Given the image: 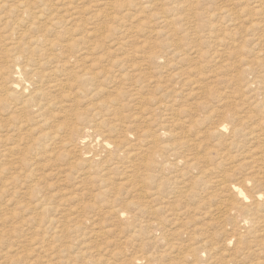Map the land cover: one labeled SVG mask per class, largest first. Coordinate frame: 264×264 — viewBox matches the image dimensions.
Returning a JSON list of instances; mask_svg holds the SVG:
<instances>
[{
    "label": "rangeland",
    "instance_id": "374dc122",
    "mask_svg": "<svg viewBox=\"0 0 264 264\" xmlns=\"http://www.w3.org/2000/svg\"><path fill=\"white\" fill-rule=\"evenodd\" d=\"M2 1L4 2L5 0ZM21 1L32 8L31 12L34 11L36 13L41 5H49V3L53 4L56 1V3H54L55 6L57 8H62L66 6L67 2L70 0H7L6 7L10 6L15 11L7 16L8 18L6 20L9 21L8 23H5V21L0 22V33L4 32V34L0 35V38L3 39H0V67L4 64L2 61V58L6 53L4 48L7 46L6 43L10 41L11 37H14L15 39L18 38L23 42L22 45L26 46V37L28 38L38 33L36 32V28L30 27V22L28 21V17H30L29 14H22L20 11L18 5ZM174 1L176 2H173V0H157L152 7H144L147 0L71 1L70 9L75 14L78 13L79 16L75 15L73 17L74 21H71V19L66 20V25L70 26L75 21H80V19L81 23L84 24L85 22L88 29L94 25H98V29L103 33L102 37L98 34V39L102 40L101 43L104 46L103 48L113 49L112 51L121 54L125 50L128 51L132 48L143 47V45L156 46L158 43H167V45L160 50L169 54V59L173 61L169 66V60L159 61L156 64H146L144 62H141L140 65L138 64L140 69L142 67L141 71H144L145 68V71H147V66L149 65L152 72L146 74V78L149 77L148 79L151 80L146 82L142 79L144 81L140 87L141 95L144 94L142 97L139 93L138 97L125 95L124 98L121 99L122 101L124 100V102L129 101V109L123 110V115L128 114L126 119L117 116L120 110L118 112L116 111L117 113L114 112L113 106L109 103L115 96L109 95L112 92L115 94L117 90L113 88L115 86H121L122 82H124L119 78L117 79V76L125 71L132 72L135 64L130 65V63H133L135 60L138 61L139 59L137 56L134 58L133 56L129 57V60L127 59L128 62L126 67L123 69L120 67L118 68V66L114 67L111 71L110 77L112 80L102 81L103 83L100 88V93H98L99 95H88L84 97L83 93H78L81 103L74 102L67 113L58 117L59 120L57 124H61L63 121H74V118L77 116L75 110L82 109L81 111L84 112L85 118L82 119V121L81 119H77V121H81L83 124L92 125L93 127H90L91 129H89L94 134V137L89 138L87 141V143L89 142V144H86L89 146L87 150H79L80 154L77 155V157L81 156L79 157L81 161L79 160L80 162L78 161V163L73 162L72 165L66 164L64 161H60L54 157L48 162L49 165H47V159L41 161V168L38 171L41 176H39L40 187L44 186L41 187V194H43L45 200L48 201V203L46 201L47 204L43 207L36 204L35 192L30 191L31 189H29V186L21 185V182L13 177L14 175H21L23 173V166L20 163V159H18V155L21 154L18 152L17 142L19 141L24 144L23 140L19 137H22V134H24L25 131L24 129L22 130L21 127H14V129L13 127H10L11 133L10 131L8 132L12 140L10 139L9 142L11 141L10 145L15 150L10 154L5 150V146H0V152L3 153L0 159V264H25V262L27 264H189L195 259L202 261L204 264H210L211 261L213 262L215 260V257L216 259L227 260L226 264L264 263V238H262L264 237V232L260 227L253 228L252 233L248 232V226L243 218H241L240 213L232 214L234 219H232V221H225L223 220L224 217H222V219L219 217V214L216 213L217 210L213 207L218 200L215 198L218 196L223 197V195L227 197L226 195L229 191L221 194L219 187L216 188V183L211 184L214 187L212 190H209L210 192L212 191V196L216 195V197L209 203L205 204V207H208L214 202L212 204L213 208H211L213 210L210 209V215H208V217H210L211 214L214 216H211L212 218L206 216L210 223L206 217L197 218L192 222H189L187 218H183V224L181 225L180 223V225L182 228L185 227V230L183 229L182 234L178 237L169 236L168 238H165V240L163 237L160 238V235L164 233L165 229L173 230L180 226L179 223H176L177 226L172 223L174 221L173 212L179 211L182 206L178 202H174L175 205L173 206L174 209H172V213H169L168 209L165 211L161 210L157 213L152 210L141 212L137 211L135 207L131 208L129 212H126L127 216L125 217L116 216L109 212L107 205L112 204L113 199L119 198L120 196L122 197L125 193L122 191L121 193H118L119 190L115 187L118 188L119 183L126 181V178H137L138 174L143 175L145 173H149L151 176L150 178H167L166 176L173 175L174 172L175 174H177V172L178 174H183L185 172V182H188L189 184H191L197 176L206 175V179L213 182H216L215 180L219 178H223L230 183H237L244 191H246V193H254L252 196L256 195L257 192L264 191V174H262V171L264 173V0H185V11L182 10L181 7L176 11L174 7L171 8L173 3H179V6L183 3V0ZM29 3H31L32 6ZM67 6H69V4ZM96 6H98V8ZM219 7L221 9H223L222 7H232L230 9V11H232L227 16L221 15L223 12H221ZM217 8L219 10H217ZM246 8L248 12L245 11ZM60 11L65 12V10ZM181 12L184 13L182 14ZM178 13L180 14L178 15ZM19 15H24L25 18L22 20ZM164 16H167L172 24H161L160 20ZM175 16H178V19L184 18L185 20H178L177 23ZM209 16L211 19H209ZM238 16L240 17L237 18ZM17 19H21V21L19 20L20 22H18L16 21ZM43 19L45 18L41 17L37 19L38 23L36 24L42 22L40 20ZM225 23L227 24L224 25ZM244 24L246 27L243 26ZM13 25L16 26L14 27ZM220 25L223 27H219ZM24 26L25 28H23ZM154 26H158L160 29L158 27L156 29ZM168 30L171 33L173 32L172 34L174 35H171L170 37L168 35ZM21 31H24L25 33L23 38H19ZM53 33L54 32H50L51 36L54 35ZM90 35L91 34L88 35L87 32V39L89 38L88 44L93 43L90 39L94 40L97 38V36L95 37L93 34L91 35V37L93 36L91 38ZM116 37L117 40H115ZM24 39L26 40L24 41ZM112 40L113 42H111ZM136 40L138 41V46L136 45L137 43H135ZM129 41H133L132 44ZM168 41L172 43H168ZM80 42L81 45L84 46L82 40H80ZM80 42L78 46H81ZM121 43L124 45L126 44L125 47L123 44L121 45ZM175 44L183 45V47H181L183 51H186L185 61L176 59L177 57L174 56V51L176 49ZM117 45H121V48L117 49L118 51L115 49ZM111 46L113 48H111ZM215 47L216 50L214 51ZM209 55H211V57ZM30 56L36 58L35 55L32 54H30ZM23 57L18 60L19 63H23L26 58ZM184 64L185 66H183ZM30 65L23 70L21 80H19V82H22L23 84L25 83V80H27L24 84L27 87H33L30 80L31 78L28 74L30 75L36 64L30 62ZM127 67H129V69ZM205 68L207 70H205ZM167 69L169 73L175 74L173 79H169L168 76H165ZM178 72H182L181 75L185 74V76L180 77ZM162 73H164V76H159ZM186 74L190 76H187ZM156 80H160L161 85L159 88H153V83ZM150 82L152 84H150ZM147 84H150L149 87L151 88H148ZM143 86L145 87L143 88ZM145 90H149V92H145ZM162 90L167 92H162ZM152 91L154 93L156 92V94ZM170 91L172 94H170ZM4 97L5 95L0 93V98ZM159 100L168 105L164 103L160 109H155L154 106ZM141 101L143 108L140 107ZM103 102L108 103L110 106L104 108L102 106ZM98 111H101V113L99 114ZM4 113L3 108L0 107V114L3 118L6 116ZM104 114H106L105 118L107 120L102 123L100 120ZM169 117L176 119L175 124L171 122ZM119 119H124L125 121L121 122ZM220 125H225V127H247L248 130H246L243 135L234 136L230 135L229 131H226L224 135L215 134L207 137L202 135L206 130H213L216 126ZM148 129L155 131L157 134H160L161 129H170L172 130V133L171 135H160L157 139L155 137L153 139V137L150 136V131ZM251 130L252 135L249 133ZM6 132L7 129L0 128V134L3 137ZM60 132V134H63L62 130ZM135 134L137 135L135 136ZM125 135H128L127 142H130L127 147L133 150L136 154L132 156L121 154L118 158H113L114 160L108 159L105 161L106 158L104 157H108V151L113 150L114 148L106 149V146H104L105 139H124ZM139 136H143L142 139L145 141L137 139ZM171 136L175 138L173 139ZM155 140L158 142L157 146L153 143ZM152 149H155L156 151H150ZM152 152L156 153L149 155V153ZM224 153L225 157H221V154ZM5 154L7 156H5ZM93 154H96L97 156L94 158L92 157ZM147 154L150 158H153L156 164V166H149L148 169L147 164L143 161V156L145 157ZM71 156H69L70 160L72 159ZM180 158L181 160L176 163V160ZM164 159L174 165L171 166L170 164L167 168H160L158 163ZM50 162H53L54 164H50ZM52 167H54L53 172L51 171ZM7 180H9V182L12 180L15 181L12 184V187L11 185L8 186L11 187L10 189H7L8 187H2L3 182L8 183ZM107 186L109 189L111 188L110 191L106 189ZM17 194L18 196H16ZM24 201L26 202L24 203ZM191 203V214L194 213V210L196 214L200 213L201 208L198 210L195 209L197 203ZM183 205H186V203ZM211 211L213 212L211 213ZM95 213L96 215H94ZM188 214H190V212ZM260 214L264 213L260 212ZM87 216H90V218ZM157 216L158 218L165 220L163 223V226H166L165 228H163V226L158 228L156 224H153L152 227L149 226V222L155 221ZM48 217L58 219L50 225L46 222ZM204 220L205 223H203ZM67 223H69V225ZM194 224L199 228L194 227ZM193 227L196 228L194 232ZM241 228H244L245 230ZM214 231L217 237L213 234ZM167 232L168 231H166V233ZM260 232L261 234L259 235ZM192 233H195L194 237L191 236ZM222 233L224 234V237ZM23 236L24 238H22ZM210 236L211 239H209ZM260 236L262 237L260 238ZM91 237L92 239H90ZM220 237H222V239ZM217 238L220 239L218 240ZM237 238L241 240H238ZM23 239L25 241H23ZM201 239H207V242L201 244L199 243ZM189 242L190 244L192 243V246L194 245V248H199L202 251L199 256L196 255L194 258L185 256V260H187H184L185 262H183V260L180 261L178 257L182 252V248L183 250L185 248L186 255L190 245ZM177 245H182V248L179 249ZM213 247H215V249ZM172 248H174L175 251H172ZM255 249L257 250L255 251ZM219 251L221 252L219 253ZM173 253L174 255H172ZM229 254L232 257H229ZM138 256L140 259L136 260L135 258ZM207 259L209 262L206 261ZM233 260L236 263L232 262ZM205 261L207 263H205Z\"/></svg>",
    "mask_w": 264,
    "mask_h": 264
},
{
    "label": "bare ground",
    "instance_id": "6f19581e",
    "mask_svg": "<svg viewBox=\"0 0 264 264\" xmlns=\"http://www.w3.org/2000/svg\"><path fill=\"white\" fill-rule=\"evenodd\" d=\"M6 1L7 0H5L3 2L2 0H0V22H4L5 21V23H8L9 21L6 20L8 18L7 16H9L10 13H13V11H15V10L13 8H11L10 6H7L6 7ZM71 1L72 0H70V1L67 2V5L69 4V6H67L65 4L66 6H64L62 8H57L55 6L54 3H56V1L54 3L52 2L53 4L49 3V5L48 4H44L43 6L41 5L39 7V9L37 8L38 10H37L36 13L34 11L31 12V9L32 8H30L29 6H27V4H25L24 2L21 1L19 3V5H18L20 7V11L22 12V14H25V13H26V15L29 14L30 17H28V21L30 22V27L31 28H36L37 29L36 32H38V33L35 34V35H32V36H30L28 38L26 37V39H27V41H26L27 45L26 46H23L22 45L23 42L20 41L18 38L15 39L14 37H11L10 36L11 37L10 41L8 43H6L7 40L5 41V43H6L7 46L4 48V50H5L6 53H5L4 57L2 58V61L4 62V64H3V66L0 67V93H2L3 95H5L4 98H0V107L3 108V111L5 112L4 114L6 115L3 118L2 115L0 114V128L2 127L3 129H7V132L5 133V136L4 137L0 134V146H5L6 148L5 147H3V148H5V150L8 151V153L12 154V152L15 149L10 145L11 144V141L9 142V140L11 138L9 136V132L8 131H10V127H13V129H14V127H17V128H20L21 127L22 130L24 129L25 133L22 134L23 135L22 137H19V138H21V140H23L24 144H22L19 141L17 142L18 145L15 144L18 147V148L16 147L18 149V152L21 154V155H18L19 156L18 159H20V163L23 166V173L21 175L20 174L14 175L13 177H15L18 181H20L21 182V185H26L27 187L29 186V189H31L30 191L35 192V202H36V204L41 205V207L45 206L48 203V201L45 200L44 195L41 194V192H42L41 187H44V186H41L40 187V182H39V178L41 176L39 175V172L38 171L41 168V161L43 159H45V160L47 159L46 160L47 161V165H49L48 162L51 161V158L52 157H54V158H56V159H58L60 161H64V163H66V164H71L72 165L73 162L74 163H78V161L80 160L79 157H81V156L77 157V155L80 154L79 150L80 151L87 150L89 148V146L86 145V144H89V142L87 143V141L89 140V138L94 137V134L90 130L91 129L90 127H93V126L92 125L83 124L81 122L82 119L85 118L84 112L81 111L82 109L81 110H79V109L78 110H75V112L77 113L76 114L77 116L74 118V121H66V122L63 121L61 124H57V122L59 120L58 117L60 115L64 114V113H67L70 110V107L72 106V104L74 102H80L81 103V100L79 98V94L78 93H83L84 97H86L88 95H91V96H93V95H99L98 93H100V88H101L102 83H103L102 81H104V80L105 81L112 80L110 77H111V71L114 69V67L118 66V68L120 67V68L123 69L124 67H126V64L128 62L127 59L129 60V57L133 56V58H134V57L137 56L139 60L137 59L138 61L135 60L133 63H130V65H134L135 64L132 72H126L125 71V72H122L120 75H118L117 76V79L119 78L121 81H124V82H122V85L121 86H115L113 88V89L117 90L115 94H113V92H112L109 95V96H111V95L115 96V97H113L111 99V101L109 103L110 105L113 106L114 112H116V111L118 112L120 110V112L117 114V116L120 117V118H125L126 119L127 118L126 116H128V114L123 115L124 114L123 110L129 109L128 107H130V105H129V101L128 102H124V100L122 101L121 99H123L125 95H127V96L128 95H131V97L132 96H137L138 97V95L140 93V87L142 86V83L144 82L142 79H144L146 82H149V80H151V79H148L149 77L146 78L147 77L146 74L152 72L150 70L149 65L147 66L146 64H152V63H155L156 64L159 61H163V60H167L168 61L169 60L168 61L169 62L168 66H169L172 63V61H173V60L169 59V56H170L169 54L164 53V52H162L160 50V49H163V47H165L167 45V43H158L156 46H152V45L151 46H146V45H143V47L132 48L131 50H128V51H126V50L124 51L123 50L124 52L121 53V54H119L118 52L112 51L113 49L111 50V49H108V48L107 49L103 48L104 46L101 43L102 40L101 39H98L99 38V35H100V37L103 36L102 35L103 33H102V31H100V29H98V27H97L98 25L96 26V25L93 24L94 26L91 25L92 27L90 29H88L86 27V25H85V22H84V24L81 23V19L79 17H77V18H79L80 21H75L74 23L72 22L73 24L70 25V26H67L66 25L67 24V21L66 20H70L71 19V21H74L73 17L75 15H78V13L75 14L70 9V3H71ZM156 1L157 0H147V2L145 3L144 7H152V6L155 5V2ZM11 2H13V1H11ZM173 2H176V1L173 0ZM184 3H185V0H183V3L180 6H179V3H173L171 5V8L174 7V9L176 11V10H179V8L181 7L182 10L185 11V9H184L185 8V4ZM29 4L31 5V3H29ZM72 4H74V3H72ZM243 5H244V3H243ZM247 6H248V4H247ZM96 7L98 8V6H96ZM162 7H163V5H162ZM99 8H100V6H99ZM222 8L223 9L220 8L221 9V12H223L221 15L227 16L232 11V10L230 11V9L232 7L231 8H229V7H227V8L222 7ZM111 9H112V7H111ZM47 10H49V11H47ZM60 10H65V12H63V11L61 12ZM214 10H215V8H214ZM217 10H219V9L217 8ZM245 11L248 12L247 8H246ZM179 14L180 13H178V15ZM233 14H235V13H233ZM41 17L42 18H45V19L40 20L42 22H39V24H36V23H38V20L37 19H39ZM239 17L240 16H238L237 18H239ZM20 18L23 20L25 17L23 15V16H20ZM175 18L177 20V23H178V20H183L184 19V18L183 19H178V16H175ZM187 18H189V17H187ZM21 19H17L16 21L20 22ZM209 19H211L210 16H209ZM230 21H232V20H230ZM41 23H44V24H41ZM87 23H89V22H87ZM160 23L161 24L162 23H165L166 25L172 24V23H170L169 18L167 16H164L160 20ZM242 23H244V22H242ZM226 24L227 23H225L224 25H226ZM238 24H239V22H238ZM9 26L12 27L11 25H9ZM243 26L246 27L245 24ZM157 27H155V28L157 29ZM219 27H223V26L220 25ZM23 28H25V26ZM155 28H152V29H155ZM215 28H218V27H215ZM152 29H151V31H152ZM223 30H225V29H223ZM246 30H247V28H246ZM219 31L221 32L220 29H219ZM50 32H54L53 33L54 35L51 36ZM87 32H88V35L89 34H91V35L93 34V35H95V37L97 36V38L94 39V40L93 39H90L91 41H93L92 44H88L89 38L87 39V36H86ZM172 33L169 32V30H168V35L170 37H171V35H174ZM1 34H4V32L3 33H0V35ZM5 34H8V33H5ZM23 35H25V33H24V31H21V35H20L19 38H23ZM29 35H31V34H29ZM91 35H90V37H91ZM215 35H216V33H215ZM218 36H220V35H218ZM218 36H217V38H218ZM52 37H54V38H52ZM129 37H131V36H129ZM180 38H182V37H180ZM207 38H209V37H207ZM0 39H2V38H0ZM26 39H24V41ZM80 40H82V42H83L82 44L84 46L81 45ZM115 40H117V37H116ZM78 41L80 42V45L81 46H78L79 45V42ZM220 41H221V39H220ZM111 42H113V40ZM129 42H131V41H129ZM132 42H131V44H132ZM137 42L138 41L136 40L135 43H137ZM2 43H3V41H2ZM168 43H172V42H169L168 41ZM122 44L123 43H121V45ZM152 44H154V43H152ZM252 44H254V43H252ZM118 45H119V43H118ZM118 45H117V47L115 46L116 47L115 48L116 51H118L117 49L121 48V45L120 46H118ZM125 45H124V47H125ZM136 45L138 46L139 44L137 43ZM4 46H5V44H4ZM181 46L183 47L182 44L181 45L180 44H175V48L176 49L174 51V56L177 57L176 59H181V61H185V56H186L185 52L186 51H183ZM106 47H107V45H106ZM131 47H133V46H131ZM200 47H201V45H200ZM213 47H214V45H213ZM111 48H113V47L111 46ZM193 48H191V49H193ZM215 50H216V47H215L214 51ZM211 53H213V52H211ZM30 54L35 55L36 58H34V56L33 57L30 56ZM190 55H192V54H190ZM23 56L26 57V58L24 59L23 63L22 62L19 63L18 60L19 59H22ZM209 56L211 57V55H209ZM30 62L31 63L33 62V63L36 64V66L33 67V70L31 71L30 75L28 74V76L31 78L30 80H31V84L33 85V87H27L26 85H24L27 80H25V83L24 84L22 82L21 83L19 82V80H21V76H22L21 74H22L23 70L26 69V67H28L30 65ZM130 62H131V60H130ZM141 62L146 63L145 65L147 66V69H148L147 71H145L146 68H145V70L143 69L144 71H141L142 70V67L140 69V67L138 66V64L140 65ZM162 64H164V63H162ZM183 66H185V64ZM127 68L129 69V67H127ZM130 69H131V66H130ZM182 70H183V68H182ZM205 70H207V69L205 68ZM169 71H171V70H169ZM184 71H186V70H184ZM115 73H117V72H115ZM184 73H186V72H184ZM178 74H179L180 77L185 76V74L184 75H181L182 72H178ZM174 75L175 74H173V73H169L168 72V69H167V72H166V75L165 76H168L169 79L170 78L173 79V76ZM112 76H114V75H112ZM154 76H155V74H154ZM159 76L163 77L164 76V73L160 74ZM187 76H190V75H187ZM151 77H152V75H151ZM154 78H156V77H154ZM183 80H185V79H183ZM196 81H197V79H196ZM150 84H152V83L150 82ZM150 84H147L148 88H151V87H149ZM160 85H161L160 84V80H156L153 83V88H159ZM107 87H109V86H107ZM144 87L145 86H143V88ZM110 89H111V87H110ZM163 90H162V92H167V91H163ZM146 91L147 90H145V92ZM107 92H108V90H107ZM147 92H149V90ZM103 94H105V93H103ZM154 94H156V92ZM170 94H172L171 91H170ZM142 95H144V94H142ZM142 95L140 93V96L141 97H142ZM168 96H167V98H168ZM100 98H102V97H100ZM67 102H70V103H67ZM164 103L165 102H162V101L159 100V102L154 106V108L155 109H160ZM109 104L106 103V102H103L102 106L104 108H106L107 106H110ZM165 104H167V103H165ZM140 107L143 108L142 101H141ZM101 110H102V108H101ZM98 113L100 114L101 111H98ZM105 115L106 114H104V116L101 117L100 122L103 123L105 120H107L105 118ZM165 117H166V115H165ZM169 118L171 119V122H173L175 124V120L176 119H174L173 117H169ZM77 119H81V121H77ZM145 119H146V117H145ZM119 120L121 122L125 121L124 119H119ZM179 121H181V120H179ZM164 127H166V126H164ZM61 130L63 131V134H60V133H62V132H60ZM246 130H248L247 127H225V125H223V126L220 125V126H216L213 130H210V129L206 130L205 133L202 134V135H204V137H207V136H210V135H215V134L224 135L226 131H229L230 135H232V136H234V135H243ZM149 131H150V136H152L153 139H154V137L157 139V137L160 136V135H171V133H172V130H170V129H161L160 134L159 133L157 134L155 131H151V130H149ZM10 133H11V131H10ZM249 133L252 135V130ZM137 134H135V136ZM127 136L128 135H125L124 136V139H120V138L119 139H114V140L105 139L104 146H106V149L107 148L110 149V148L114 147L113 150H109L108 151L109 152L108 157H104V158H106L105 161H107L108 159L118 158V156L121 155V154H126V155H130V156L136 154V153L133 152V150H131V149H129L127 147L128 143H130V142H127V140H128ZM142 138H143V136H139L137 139L143 140ZM172 138L174 139L175 137H172ZM256 139H258V138H256ZM143 141H145V140H143ZM13 143H16V142H13ZM153 143H155L156 146L158 144V142L156 140L153 141ZM261 143H262V141H261ZM263 145H264V143H263ZM142 146H144V145H142ZM90 149H91V147H90ZM64 151H65L66 154L64 153ZM150 151H156V150L155 149H152ZM0 153H1L0 154V159H1V155L3 153L2 152H0ZM153 153H156V152L149 153V155H151ZM5 156H7V155L5 154ZM69 156H71V158H72L71 160L69 159ZM96 156H97L96 154H93L92 155V157H94V158ZM221 157H225V153L224 154H221ZM8 158H9V156H8ZM125 159H126V157H125ZM183 159H185V158H183ZM180 160H181V158L178 159V160H176V163L178 161H180ZM143 161H144L145 164H147V169H148L149 166H153V165L156 166L155 161L153 160V158H150L148 156V154L145 155V157L143 156ZM137 162H138V160H137ZM263 163H264V161H263ZM50 164H54V163L53 162H50ZM170 164H171V166L174 165L173 163L168 162V160H166V159H164L163 161H160L158 163V165L162 169L167 168V166L170 165ZM0 166H1V161H0ZM58 166H61V165H58ZM88 168H89V166H88ZM92 168H95V167H92ZM263 168H260V169H263ZM51 171L52 172L54 171V167L51 168ZM147 171H149V170H147ZM204 172H206V171H204ZM63 173H65V172H63ZM262 174H264L263 171H262ZM80 175H81V173H80ZM150 177L151 176H150L149 173H145L143 175L138 174L137 178H126L127 179L126 181H124L122 183H119V187L118 188L115 187V188L117 190H119L118 193H121V191L123 193L124 192L125 193L123 194L122 197L120 196L119 198H116V199H113L112 200V202L113 203H116V204H113L112 203V204L107 205L108 206V209H109V212H111L113 215H116V216L125 217V216H127L126 215V212H129V210L131 208H134L135 207V209H137V211H141V212H148V211H151L152 210L153 212H156L157 213V212H159L161 210H164L165 211V210L168 209V212L169 213H172L173 212L172 209H174L173 206L175 205L174 202H178L182 206H181V209L179 211H174L173 212V214H174V217H173L174 218V221L172 223H174L176 226H177L176 223H179V225H180V223H181V225L183 224V218H187L189 222H192V221H194L197 218H201V217H204L205 218L206 216L208 217V215H210V209L213 208V207H215V209L217 210L216 213L219 214V217H221V219H222V217H224L223 220H225V221L226 220L232 221V219H233V215L232 214H234V213H240L241 218H243V220L246 222V224L248 226V230H249L248 232L252 233V230H253V228L255 229V227H260L261 230L264 232V214H260V212H263L264 213V191H260V192H257L256 191L257 192L256 195L252 196L254 193H252V194L246 193V191H244L237 183H234V182L233 183H230V182L224 180L223 178H219V179L215 180L216 182H213L211 180L206 179V175L197 176L195 178V180H193L192 183L189 184L188 182H185V172L183 174H180V173L178 174V172H177V174H175V172H174L173 175L166 176L167 178H165V177L150 178ZM261 179H262V177H261ZM263 179H264V177H263ZM74 180H76V179H74ZM123 180H125V179H123ZM7 181H8V183L7 182H3L2 187L6 188L9 185H11V187H12L13 186L12 184L15 182L14 180H12L10 182H9V180H7ZM213 183L214 184L216 183V185H217L216 188L219 187V190H220V193L221 194L223 192H228L229 191V193L226 195L227 197H225L224 195H223V197L220 196L221 198L219 196L216 197V195L212 196V191L210 192L209 190L210 189L211 190L213 189L214 186L211 185ZM78 184H79V182H78ZM76 185H75V187H76ZM11 187H8L7 189H10ZM106 189L109 190V191L111 190V188L109 189L108 186H107ZM245 190H246V188H245ZM215 192H213V193H215ZM66 195H70V194H66ZM16 196H18V194ZM7 197H9V196H7ZM214 198L215 199H218L217 202H216V204L213 205V207H212V204L214 203L213 202L208 207H205L206 206L205 204L206 203H209ZM46 201H47V203H46ZM25 202L26 201H24V203ZM185 203H186V205H183ZM190 203L191 204H193V203L196 204L197 203L196 206L195 205H193V206L196 207L195 208L196 210H198L199 208H201L200 209L201 210L200 213L196 214L195 213V210H194V213L191 214V211H190V209H191L190 208L191 207L190 206ZM0 204H1V202H0ZM51 205H54V204H51ZM66 207H68V206H66ZM100 207H102V206H100ZM9 208H10V206H9ZM68 208H70V207H68ZM80 209H78V210H80ZM211 210H213V209H211ZM65 211H67V210H65ZM69 212H70V210H69ZM189 212H190V214H188ZM212 212L213 211H211V213ZM74 214H76V213H74ZM94 215H96V213ZM187 215H189V216H187ZM11 216H13V215H11ZM211 216H214V215L211 214ZM207 217H206V219L208 220V218H210V217H208V218ZM88 218H90V216ZM118 218H121V217H118ZM57 219L58 218H49L48 217V220L46 222L48 224L52 225ZM61 219H63V218H61ZM65 219H67V218H65ZM82 219H83V217H82ZM164 221H165L164 219L158 218V216H157V219L155 221L149 222V226L152 227L153 224H156L158 226V228H160L161 226H163ZM211 221H212V219H211ZM215 221H216V219H215ZM235 222H237V221H235ZM69 223H67V224L69 225ZM203 223H205V220H204ZM209 223H210V221H209ZM181 225L178 226V227H176V228H174L173 230H170L168 228H167L168 230L165 229L168 232L166 233V231L164 230V233H162L163 235L161 234L162 236L160 235V238L163 237L164 240H165V238H168L169 236H171V237H173V236L174 237L180 236L182 234V232H183L182 230L183 229L185 230V227L182 228ZM219 226H221V225H219ZM228 226H230V225H228ZM165 227L166 226H163V228H165ZM194 227H198V226L195 225ZM194 227H193V232L196 229ZM221 227H224V226H221ZM218 228H220V227H218ZM241 229H244V228H241ZM101 230H103V229H101ZM134 230H135V228H134ZM169 230L172 231V232H170ZM219 231H220V229H219ZM102 232H100V233H102ZM225 232H226V230H225ZM23 233H25V232H23ZM194 234L195 233H192L191 236L194 237ZM213 234L215 235V237H217L216 234H215V231H214ZM218 234H219V232H218ZM224 234H223V237H224ZM230 234H232V233H230ZM260 234H261V232L259 233V235ZM214 235H211V236H214ZM234 235H235V233H234ZM211 236L209 237V239H211ZM193 237H191V238H193ZM239 237H241V236H239ZM261 237L262 236H260V238ZM22 238H24V236ZM96 238H98V237H96ZM99 238H100V236H99ZM220 238L222 239V237H220ZM260 238H258V239H260ZM262 238H264V237H262ZM90 239H92V237ZM207 239H201L199 243H201V244H203L204 242L206 243L207 242ZM229 239H228V242H229ZM237 239L238 240H241L239 238H237ZM18 240H19V238H18ZM230 240H232V239H230ZM23 241H25V240L23 239ZM19 243H21V242H19ZM189 244H190V242H189ZM191 244L189 245L188 250L186 249L187 250V252H186L187 254L186 255H185V248L183 250V248L181 247L182 245L181 246L177 245L179 249L182 248V252L180 253V256L178 257L180 259V261L183 260V262H185L187 260V259L185 260V256L192 257V258H194L196 255L199 256V254H200V252L202 250H200L199 248H194V245L192 246ZM33 245H35V244H33ZM211 245H212V243H211ZM184 246H185V244H184ZM215 246H217V245H215ZM171 247H174V246H171ZM256 247H258V246H256ZM213 248L215 249V247H213ZM55 249H56V247H55ZM169 249H170V247H169ZM88 250H89V248H88ZM173 250H174V248H172V251ZM242 250H244V249H242ZM256 250L257 249H255V251ZM176 251H177V249H176ZM211 251H213V250H211ZM22 252H24V251H22ZM215 252H212V253H215ZM220 252L221 251H219V253ZM239 252H241V251H239ZM219 253H218V255H219ZM232 253H234V252H232ZM247 253H253V252H247ZM172 255H174V253ZM218 255H216V256H218ZM241 255H242V253H241ZM246 255H248V254H246ZM229 257H232V256L230 255ZM219 258H222V257H219ZM22 259H23V257H22ZM135 259L138 260V259H140V257L138 256ZM211 259H213V258H211ZM140 261H142V260H140ZM206 261H208V259ZM206 261H205V263H207ZM226 262H227V260H224V259L223 260L222 259H216V257H215V260L213 262L211 261L210 264H226ZM232 262H235V261L233 260ZM45 263H47V262H45ZM1 264H4V263H1ZM25 264H27V263L25 262ZM189 264H204V263L202 261H200V260L198 261V259H195V260L192 261V263H189Z\"/></svg>",
    "mask_w": 264,
    "mask_h": 264
}]
</instances>
